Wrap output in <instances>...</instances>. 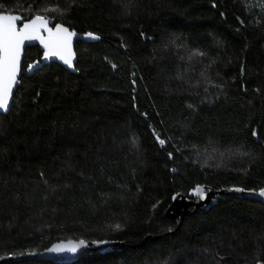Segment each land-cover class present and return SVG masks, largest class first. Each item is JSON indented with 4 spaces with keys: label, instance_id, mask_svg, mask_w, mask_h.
I'll return each mask as SVG.
<instances>
[{
    "label": "trees",
    "instance_id": "trees-1",
    "mask_svg": "<svg viewBox=\"0 0 264 264\" xmlns=\"http://www.w3.org/2000/svg\"><path fill=\"white\" fill-rule=\"evenodd\" d=\"M0 10L93 33L75 40L73 70L25 48L0 112V255L70 237L125 242L0 264H264L263 200L222 193L178 227L164 214L196 184L264 187V0H0Z\"/></svg>",
    "mask_w": 264,
    "mask_h": 264
},
{
    "label": "water",
    "instance_id": "water-1",
    "mask_svg": "<svg viewBox=\"0 0 264 264\" xmlns=\"http://www.w3.org/2000/svg\"><path fill=\"white\" fill-rule=\"evenodd\" d=\"M0 16H10L16 17L15 20L11 21H3L0 20V27L5 24H10V26L15 29L16 32H19L24 28L25 24H31L32 21L36 20L39 16L41 17V21H37L36 23V31L33 33L37 38L31 40H25L19 49V63L18 69L16 71V83L12 85V92L8 98V107L5 109H0V112H7L10 108L11 101L13 99L14 91L16 90L17 85L20 83V76L22 70V63L24 58V52L26 46L30 45H39L41 49V58L39 64L49 63L51 61H56L61 65H64L70 70L74 69L76 63V50H75V40L76 39H89L93 36V33L90 31L78 32L75 29H71L68 25L62 22L51 23L49 19L43 15H33L29 18L21 20V15L18 12H10V11H1ZM57 25L61 26L63 29H66V32L59 33L57 35ZM68 33H72V35H68ZM92 34V35H89ZM66 38V41H65ZM60 41L59 44L57 42ZM49 46L46 48L45 45ZM55 52V55L45 56V53ZM66 59H70L71 63H65ZM197 188L203 189L204 195L201 197L198 192L195 190ZM261 190H264V187L258 189L252 188H242L240 186L231 185L228 187H222L220 189H215L210 185L206 184H196L192 187L187 193L178 191L171 196L169 204L166 206L164 214L167 217L177 218V226L178 227L184 216L191 211H195L198 207L208 208L210 204H214L217 200V197L224 193L229 194H237V195H246L248 197L258 198L264 201V195H261ZM193 206L190 209V206ZM157 235L151 236L147 235L148 238L156 237ZM144 238L143 241L146 240ZM83 241V243H81ZM125 242L122 240L115 239H92L86 240L83 238H65L55 240L50 243L47 247L39 251H24L22 253H12V254H1L0 255V263L10 260H20L23 258H48L58 262H68L73 261L78 257V255L83 251H110L113 249H119ZM72 247H75V251H70ZM53 248H61L62 251H49V249Z\"/></svg>",
    "mask_w": 264,
    "mask_h": 264
},
{
    "label": "snow or ice",
    "instance_id": "snow-or-ice-1",
    "mask_svg": "<svg viewBox=\"0 0 264 264\" xmlns=\"http://www.w3.org/2000/svg\"><path fill=\"white\" fill-rule=\"evenodd\" d=\"M16 17L10 16H0V20L11 21L15 20ZM41 20V17H37L36 20L32 21L31 24H25L24 28L19 32H16L10 24H5L0 27V109H5L8 107V98L12 92V85L16 83V71L18 69L19 63V49L25 40H31L37 38L33 33L36 31V23ZM66 29H63L61 26L57 25V35L59 33L66 32ZM72 35V33H68ZM92 35V34H89ZM66 41V38H65ZM60 41L57 42L59 44ZM49 45L46 44L47 48ZM55 52L49 53L46 52L45 56L55 55ZM65 60V63L70 64V59H66L63 56L61 57ZM255 134V133H254ZM163 143V141H161ZM203 197V189L197 188L195 190ZM261 195H264V190H261ZM83 243V241H81ZM61 248L49 249V251H62ZM70 251H75L76 248L72 247Z\"/></svg>",
    "mask_w": 264,
    "mask_h": 264
}]
</instances>
